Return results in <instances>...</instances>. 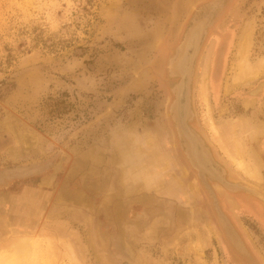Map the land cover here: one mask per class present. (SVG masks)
Returning <instances> with one entry per match:
<instances>
[{"label":"rangeland","instance_id":"374dc122","mask_svg":"<svg viewBox=\"0 0 264 264\" xmlns=\"http://www.w3.org/2000/svg\"><path fill=\"white\" fill-rule=\"evenodd\" d=\"M208 1L0 0V172L28 171L0 185V264H264V203L209 181L248 261L169 117V59ZM191 106L227 180L264 195V0H227Z\"/></svg>","mask_w":264,"mask_h":264},{"label":"water","instance_id":"95a60500","mask_svg":"<svg viewBox=\"0 0 264 264\" xmlns=\"http://www.w3.org/2000/svg\"><path fill=\"white\" fill-rule=\"evenodd\" d=\"M201 22L203 21H197V22L194 21L192 23L191 27L186 32L182 43L177 48L176 56L173 57L169 61V68H168L169 75L171 77L179 78V82L172 89L174 100L170 105L169 112L171 115V119L175 124V127H176L175 129H176L178 138L181 141L182 148L184 149L185 156L187 157L192 168L196 171L198 177L204 183L205 187L209 190V193L211 194V197L214 200L215 210L221 222L223 223L224 228L228 229V231H232L231 226L229 225V223H227V221L225 220V218L223 217L222 213L220 212L218 208V205L215 200V196L205 181L206 180L205 175L209 179L216 180L226 190L230 192L242 191L247 195L259 198L263 202H264V197L262 196L261 193L257 192L256 190L252 188L243 186L241 184H229L227 181H225L223 177L224 172L222 171V173H220L213 167V162L210 158L207 148L204 146L202 139L193 130H191L187 125V121L191 119L192 117V111L190 108V84H191L193 62L197 56L201 38L205 32L204 24L203 26L199 27V24ZM198 27L200 28L199 32H198ZM189 42H190V45H192V50L188 56L187 68L185 72H183L177 69V65L184 60L186 53H187V45L189 44ZM182 104L185 107V112L183 113V116L181 115V112H180V106ZM191 138L196 140L195 142L197 146L201 148L202 151L204 150L203 154L207 155L208 167L207 166L204 167L203 163L200 162V157L197 154L198 151H196L195 148H193V145L190 140ZM60 169L61 167L59 165L55 167L54 173L51 176L50 181L55 178V174ZM216 172L220 175L219 177L213 176L214 173ZM106 260L108 264H136L125 254L117 250H113L112 248H109L107 256H106Z\"/></svg>","mask_w":264,"mask_h":264},{"label":"flooded vegetation","instance_id":"af4514ba","mask_svg":"<svg viewBox=\"0 0 264 264\" xmlns=\"http://www.w3.org/2000/svg\"><path fill=\"white\" fill-rule=\"evenodd\" d=\"M227 8V0H211V1H208L207 3H204L203 5H200L198 6L195 11H194V14H193V17L191 18L190 20V24L188 25L184 35H183V38L181 40V42L179 43V45L182 43L183 39H184V36L186 34V32L188 31V29L191 27L192 23L194 21H204V26H205V32L201 38V42H200V45H199V50H198V53H197V56L193 62V69H192V75H191V84H190V108H191V111H192V106H191V97H192V81H193V76H194V70H195V67H196V63H197V60H198V57L200 55V52L202 50V47H203V44L204 42L206 41L207 37H208V34H209V30L211 27H213L215 25V23H217V21L220 19L221 16H223L225 10ZM206 18V19H205ZM179 45L176 47L175 49V53L173 55V57L176 56V53H177V48L179 47ZM171 57L169 59V61L173 58ZM169 62H168V66H167V73H168V76L171 77L169 75ZM174 79L177 80V82L172 86L171 88V93H172V89L175 87V85L179 82V78L177 77H173ZM254 92V91H253ZM254 94V93H253ZM173 95V93H172ZM173 100H174V95H173ZM173 102V101H172ZM171 102V103H172ZM171 105V104H170ZM170 105H169V108H170ZM169 110V109H168ZM193 111H192V117L191 119H189L187 121V125L188 127L193 130L201 139L202 137L192 128L191 126V122L193 120ZM169 117L171 119V115H170V112H169ZM172 120V119H171ZM173 122V121H172ZM174 123V122H173ZM175 126V124H174ZM176 128V127H175ZM176 131V129H175ZM177 134V132H176ZM178 137V135H177ZM178 141H179V145L184 153V149L182 148V145H181V141L179 140L178 138ZM203 143H204V146L207 148L208 152H209V155H210V158L213 162V167L220 173H222V171L224 172L223 173V177L225 179V181H227L229 184H240V183H231L230 181L227 180L226 178V173H225V170L215 161L210 149L208 148V146L206 145L205 141L202 139ZM184 157L186 158V161L188 162V165L189 167H192L187 159V157L185 156L184 154ZM26 168L23 167V166H19L17 168H11V169H8V170H3L0 172V185L1 184H4L6 183L8 180L12 179V178H15L16 175H19L18 173H24L26 172L25 171ZM28 172V171H27ZM196 173V171H195ZM31 174V173H30ZM196 176L198 177L197 173H196ZM205 178H206V183L207 185L210 187L212 193L214 194L215 196V193L211 187V185L209 184V181H215L218 185H220L222 188H224L220 183H218L216 180H213V179H209L206 175H205ZM199 181L202 183L204 189L207 191L208 195L211 197V194L209 193V190L205 187L204 183L201 181V179L198 177ZM243 185V184H241ZM245 186V185H243ZM248 187V186H247ZM250 188V187H249ZM225 189V188H224ZM255 190V189H254ZM228 191V190H227ZM258 192V191H257ZM233 193H243L245 194L244 192L242 191H237V192H233ZM260 193V192H259ZM247 195V194H246ZM250 196V195H248ZM264 197V195H262ZM252 197V196H251ZM255 199H257L258 201H261L259 198H256V197H253ZM211 200H212V203H214V200L212 199L211 197ZM215 200H216V203L218 205V208L220 210V212L222 213L223 217L225 218V220L227 221V223H229V225L231 226L232 228V231H228V229L224 228L223 226V223L221 222L220 218L218 217L219 221H220V224H221V227L224 231V234L226 236V239L231 243L232 245V248L234 249V251L237 253V255H239L241 258L245 259V260H248L250 261L251 259V253L250 251L248 250L246 244L244 243L243 239L241 238V236L239 235L238 231L236 230L235 226L233 225L232 221L230 220V218L226 215V213H224V211L221 209L220 207V204H219V201L217 199V197L215 196ZM262 203H264L263 201H261ZM214 207H215V204H214ZM217 214V213H216ZM218 216V215H217ZM230 233V234H229ZM233 234V235H232ZM232 235V236H230Z\"/></svg>","mask_w":264,"mask_h":264},{"label":"bare ground","instance_id":"6f19581e","mask_svg":"<svg viewBox=\"0 0 264 264\" xmlns=\"http://www.w3.org/2000/svg\"><path fill=\"white\" fill-rule=\"evenodd\" d=\"M205 21V20H204ZM204 21L203 22H201L200 24H199V27L200 26H203V24H204ZM198 27V32H199V30H200V28ZM244 47V45L242 46V48ZM191 50H192V45H190V42H189V44L187 45V53H186V56H185V58H184V60L182 61V62H180L178 65H177V69L178 70H180V71H183V72H185V70H186V68H187V60H188V56H189V54H190V52H191ZM243 50V49H242ZM254 94H256L257 93V90H255L254 92H253ZM180 112H181V115L183 116V113L185 112V107H184V105L182 104L181 106H180ZM191 140V143H192V145H193V148H195V150L196 151H198V156L200 157V162L201 163H203V166L204 167H208V157H207V155L206 154H203L204 153V150L202 151L201 150V148H199L198 146H197V144H196V140H194V139H190ZM241 149V148H240ZM238 162V161H237ZM236 163V162H235ZM236 165V164H235ZM241 165L242 164H239V162H238V168L241 170L242 169V167H241ZM249 167H250V165H249ZM248 167V168H249ZM243 171H246L245 169L243 170ZM248 171V170H247ZM252 170L250 169V171L249 172H251ZM256 172V171H255ZM250 175V174H249ZM248 175V176H249ZM214 177H219L220 175L216 172V173H214V175H213ZM253 177H255V176H253ZM253 179H255V178H253ZM263 210V209H262ZM230 234V233H229ZM233 235V234H232ZM231 235V236H232Z\"/></svg>","mask_w":264,"mask_h":264}]
</instances>
